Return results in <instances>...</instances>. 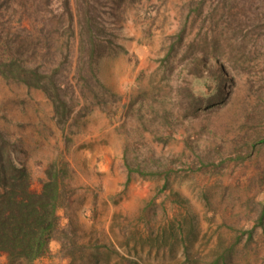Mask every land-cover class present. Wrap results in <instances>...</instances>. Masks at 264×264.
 I'll return each instance as SVG.
<instances>
[{
	"label": "rangeland",
	"instance_id": "374dc122",
	"mask_svg": "<svg viewBox=\"0 0 264 264\" xmlns=\"http://www.w3.org/2000/svg\"><path fill=\"white\" fill-rule=\"evenodd\" d=\"M88 2L109 40L94 77L75 65L83 0H0L6 56L68 73L64 130L42 91L0 75V131L32 190L50 163L71 170L59 216L80 249L67 260L52 242L32 264H264V0ZM125 150L159 160L166 189L163 176L128 178Z\"/></svg>",
	"mask_w": 264,
	"mask_h": 264
},
{
	"label": "trees",
	"instance_id": "16d2710c",
	"mask_svg": "<svg viewBox=\"0 0 264 264\" xmlns=\"http://www.w3.org/2000/svg\"><path fill=\"white\" fill-rule=\"evenodd\" d=\"M92 10L88 0H83V10L78 18L75 65L76 69L86 67L88 75L94 77L93 65L106 54L109 40L105 36V27L98 22ZM6 51L9 53V48L0 46V75L5 79L18 81L27 88L42 91L53 106L56 125L64 130L72 113L65 96V90L69 87L66 81L68 73L64 75L65 70L59 69L60 64L50 72L36 66L37 64L23 66L17 62L16 52L6 56ZM206 59L205 53L196 54L190 62L192 66L189 74L201 76ZM213 62L215 63V59ZM214 66L218 83H226L228 76L225 69L221 64L215 63ZM221 87L222 84H219V88ZM222 93L219 90L216 99L221 100ZM124 110L125 117L128 107L125 106ZM14 147V142L0 131V256H5L6 264H32L47 257L50 244L55 242L58 254L63 259H72L73 253L80 249L76 246L77 229L69 217L67 224L61 226L59 216L60 211L68 210L73 196V190L69 186V163H50L44 171L40 190L33 191L29 170L14 161ZM133 160L128 159L125 150L123 163L128 178L132 173L141 177L163 176L165 179L161 190L166 189L167 172L161 170L162 165L157 164L159 160L156 163L155 157H151L144 164ZM215 264L226 262L216 261Z\"/></svg>",
	"mask_w": 264,
	"mask_h": 264
}]
</instances>
